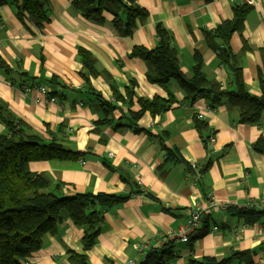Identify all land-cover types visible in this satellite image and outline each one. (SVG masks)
<instances>
[{"label":"crops","instance_id":"obj_1","mask_svg":"<svg viewBox=\"0 0 264 264\" xmlns=\"http://www.w3.org/2000/svg\"><path fill=\"white\" fill-rule=\"evenodd\" d=\"M22 1L7 0L0 6V58L9 69L0 70V100L45 142L56 139L65 148L85 154L75 161L31 162L29 171L61 183L64 195H131L104 211L101 233L91 249L83 250L82 230L67 219L57 234L44 236L41 249L27 264H67V251L85 254L90 264H139L148 251L167 242L173 246V258L167 264L207 258L220 261L236 252H248L253 264H264V233L227 210L243 209L247 200H253L262 214L252 224L264 222V148L258 153L252 147L264 138V122L241 124L239 111L226 103L212 110L201 99L188 105L176 82L170 81L165 89L148 82L145 63L128 56L133 47L153 48L160 24L171 36L183 75L191 76L193 56L198 52L206 78L232 90L231 72L207 46L203 32L231 20L233 3H246L252 10L229 45L238 56L245 86L259 96L264 0H134L149 16L129 37L117 35L108 13L103 14L101 24L81 17L74 0H49L50 20L38 29L27 16L25 24L19 20L17 8ZM80 50L90 54L97 73L89 76V86L80 74ZM131 82L135 83L131 111L139 110L138 98L168 99L171 95L176 100L161 115L145 112L138 121L141 133L113 128L128 110L120 103L107 118L111 124H101L104 115L96 101V96L112 99L114 90L123 94ZM36 87H45L46 93ZM195 119L206 124L203 133L196 130ZM160 139L167 148L177 149L182 162H165ZM191 163L200 168L198 179ZM137 177L145 190L142 194H135L140 191ZM206 194L221 205L207 213L209 231L200 239L182 242L179 228L196 202L208 206ZM145 241L148 245L141 254L137 246ZM243 261L234 257L230 264Z\"/></svg>","mask_w":264,"mask_h":264},{"label":"trees","instance_id":"obj_2","mask_svg":"<svg viewBox=\"0 0 264 264\" xmlns=\"http://www.w3.org/2000/svg\"><path fill=\"white\" fill-rule=\"evenodd\" d=\"M210 1V0H205ZM7 0H0V6ZM233 17L221 22L214 30L204 31L207 46L216 54L218 61L231 72L232 90L223 89L217 82L208 80L202 71L201 55L195 52L191 67V76L182 74L176 50L172 46L170 34L160 25H156L157 41L151 49L133 47L128 56L142 60L147 68L148 82L165 89L170 81L176 82L184 93V101L193 105L197 100H204L209 109H215L226 103L228 107L239 111L238 122L241 124L264 122V48L260 50L261 68L258 73L260 95H252L242 79V68L238 56L231 51L229 45L233 33L243 30L244 22L252 7L246 3H233ZM73 6L81 17L101 24L103 14L112 17V28L119 36L129 37L138 24H144L148 18L146 10L137 6L134 0H74ZM49 0H23L18 4L17 16L25 24V16L30 23L40 29L50 19L48 16ZM249 49L243 46V50ZM242 50V51H243ZM82 62L84 82L89 86V76L97 75L90 54L79 51ZM0 70L9 71L7 64L0 58ZM50 83H54L51 79ZM135 83L131 82L121 94L114 90L113 98L105 101L96 96L104 118L101 124H111L107 118L119 108V104L128 108L115 130L128 128L135 133L143 130L138 121L145 112L157 116L169 110L175 99L155 97L153 99L138 98L139 110L129 109L133 106ZM50 97L55 93L51 91ZM112 100V101H111ZM117 102V103H116ZM100 121L98 123H100ZM0 122L4 126L0 134V264H27V259L41 249L46 234L55 235L58 227L67 219L82 230L81 244L84 251L91 249L101 233L106 209L118 206L127 201L131 195L118 194H62L61 183H52L42 174L29 171L31 162L39 161H75L85 154L65 148L56 139L45 142L31 128L18 118L6 103L0 100ZM199 133L207 126L199 119L194 120ZM159 144L165 154V162H182L175 148H167L160 139ZM253 149L262 153L264 138H259L252 145ZM189 167V166H188ZM161 171V168L159 169ZM143 193L139 191V194ZM147 196H150L146 193ZM228 211L245 219L250 225L259 220L260 211L256 209H234ZM201 226L188 235L193 241L204 237L209 231L210 215L205 214ZM172 242H167L159 249H152L145 254L139 264H167L173 258ZM248 252H236L230 258L217 261L213 258L202 261H189V264H230L234 257L244 259L243 264H253ZM67 264H90L85 254L67 251Z\"/></svg>","mask_w":264,"mask_h":264},{"label":"built area","instance_id":"obj_3","mask_svg":"<svg viewBox=\"0 0 264 264\" xmlns=\"http://www.w3.org/2000/svg\"><path fill=\"white\" fill-rule=\"evenodd\" d=\"M36 89H38L40 92L46 93V88L45 87H36ZM51 101H54V98H50ZM112 101V100H111ZM199 119H201V116H198ZM210 143L214 144L215 143V138L212 137L210 139ZM111 156V154H109ZM190 169H192V171L195 174L196 179H198L199 177L202 176V173L200 171V168L197 167L196 163H191L190 164ZM137 184L140 188L141 192H145L144 189L141 188V180L138 179L137 177ZM205 199L209 202L208 206L205 208L202 207L201 205V201H198L194 204V206L191 209V212L189 214V217L186 221V223L184 225H182L179 228V237L180 240L182 242H187L188 241V235L190 233H192L193 231L197 230L201 224H202V218L205 214L211 212L214 209H217L218 207H220L221 205H219L217 202L214 201L213 197L210 194H206L205 195ZM256 206H259L256 202H254L253 200H247V202L244 205L245 209H256ZM255 226L258 227L260 229L261 232L264 233V222L261 223H257V224H251L247 226ZM213 230L216 229V227L212 228ZM148 242H141L138 246H137V250L143 254L145 249L147 248ZM128 264H136L133 261H128Z\"/></svg>","mask_w":264,"mask_h":264},{"label":"water","instance_id":"obj_4","mask_svg":"<svg viewBox=\"0 0 264 264\" xmlns=\"http://www.w3.org/2000/svg\"><path fill=\"white\" fill-rule=\"evenodd\" d=\"M205 220L203 219L202 222H204Z\"/></svg>","mask_w":264,"mask_h":264}]
</instances>
